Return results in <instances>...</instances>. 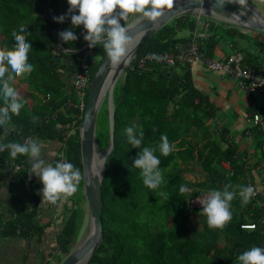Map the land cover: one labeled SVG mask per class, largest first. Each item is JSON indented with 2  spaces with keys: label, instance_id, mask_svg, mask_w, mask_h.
<instances>
[{
  "label": "trees",
  "instance_id": "1",
  "mask_svg": "<svg viewBox=\"0 0 264 264\" xmlns=\"http://www.w3.org/2000/svg\"><path fill=\"white\" fill-rule=\"evenodd\" d=\"M46 4L53 7V15L45 14ZM68 8V0H0V49H10L14 45L12 30L18 31L19 25L24 24L30 33H25L26 40L32 45L29 63L34 66L30 75L16 78L26 84V92L20 95L25 103L19 115L12 114L10 123L14 130L5 135L0 128V143H22L26 137L36 142L49 140L59 143L56 151L62 148L65 162L72 163L82 176L78 128L82 114L77 110H57L67 99L78 101L69 77L79 70L74 63L78 52L63 54L69 60L64 67L53 59L49 43L51 28L60 31L71 29L77 36L86 34L83 25L72 26L71 14L63 23L53 20L54 16L68 13ZM75 14H79L78 10ZM133 14H129L126 21L121 19V24L125 25ZM202 19L207 24L205 31L193 14L184 13L172 18L142 43L130 62L131 66L147 52L164 51L174 43L184 41L186 36L181 35L182 32L189 34L199 27L204 31L199 49L205 55L213 57L215 46L225 38L241 56L240 64L260 68L251 59L247 43L240 44V40L249 39L247 33L214 18L200 16L199 20ZM59 40L67 49L78 50L82 45L79 39L70 43L62 42L60 37ZM93 49L97 63L88 68L89 80L106 54L102 45ZM59 66L64 67L65 78L57 76ZM17 81L12 82L15 89ZM88 87L82 96L85 101ZM46 93H49V98L42 100L41 96ZM113 104V145L105 159L101 181L103 236L85 264H235L239 255L253 246L264 248V222L259 221L264 211L254 205L253 200L242 207L238 195V186H247L244 156L238 153L232 137H228L227 128L218 127L214 122L217 120L214 107L207 95L194 85L188 67L167 69L151 62L147 68H128L115 83ZM3 106L0 95V107ZM261 111L259 105L251 113ZM33 116L38 117L36 123L32 122ZM134 124L143 125L141 148L157 147L155 155L161 161L159 167L163 170L164 182L155 190L143 184L140 169L133 166L141 149L129 145L123 135V129ZM249 124L252 127L243 131L247 137L261 130V124ZM162 134H166L170 144L174 145L168 156L161 155L158 149ZM109 136L104 99L97 114L95 130L100 149L107 147ZM256 144L260 149L262 140ZM8 156V150L0 152V237H39L45 226L37 220L36 207L28 208L25 202L10 194L9 189L6 199L1 197L6 187L2 162ZM27 159L24 155L16 157L23 169L16 174L14 193L21 192L20 185L26 181L31 193L30 201L37 202L39 183L34 174L29 177ZM54 162L52 154L48 163L54 166ZM197 165L203 177L188 179L186 173L195 171ZM181 185L190 191L181 193ZM225 185H232L237 191L231 202L232 219L223 229L209 228L206 216L200 214V209L189 207L187 200L203 191H222ZM82 186L83 179L78 191L70 197L69 207H65L66 216L56 236L57 253L69 252L79 231L83 215ZM161 192L167 193L168 199L161 196ZM258 198L264 203L262 195L259 194ZM57 204L61 206L59 200ZM191 217H198V223L192 222ZM242 223H253L255 227L244 228L240 226ZM220 242L223 243L220 245ZM48 253L38 264H42Z\"/></svg>",
  "mask_w": 264,
  "mask_h": 264
},
{
  "label": "clouds",
  "instance_id": "2",
  "mask_svg": "<svg viewBox=\"0 0 264 264\" xmlns=\"http://www.w3.org/2000/svg\"><path fill=\"white\" fill-rule=\"evenodd\" d=\"M238 3L246 6L247 0H238ZM68 4V13L54 16L53 20L63 23L71 14L72 26L83 25L86 30L83 38L88 42L89 48L102 45L110 64L117 66L124 61L128 46L131 44L127 28L121 24V19L126 21L129 14L139 13L143 17L155 20L163 14L165 8L173 6V0H68ZM223 4L224 0H217L216 6L220 7ZM77 10L79 14H75ZM25 33H29L26 25H19V30L13 29L11 33L15 41L14 45L10 49H0V95H2L4 104L0 107V128L3 129L5 135L10 130H14V126L10 123L12 114L19 115L25 103L12 86V82L17 77H26L34 71L33 64L29 63V52L32 45L26 40ZM58 35L64 43L78 39L71 29L60 31ZM64 51L72 53L77 50L68 48ZM31 119L33 123H36L38 117L33 116ZM123 135L129 145L141 149L133 166L140 169L143 184L149 189H157L164 182L163 170L159 167L161 161L155 155L157 147L141 148L144 139L143 125L126 126L123 129ZM158 149L163 156H168L173 151L174 145L170 144L166 134L161 135ZM5 150L9 151L12 158L18 155L29 157L31 162L29 177L31 178L34 174L43 183V188L39 192L42 196L41 203L54 204L62 197L67 199L77 192L82 179L80 170L72 163L63 160L55 163L54 166L46 164L45 160L40 158L41 145L35 140L29 138L24 143H0V152ZM238 187V195L243 207L250 202L256 192L251 185ZM230 188L233 190H229ZM186 191V187L181 185L180 192ZM160 195L168 199L167 193L161 192ZM236 196L235 188L232 185H225L222 191L210 190L207 195L198 200L202 205L200 214L206 216L209 228L223 229L231 221V202ZM238 261L240 264H264V248L253 246L239 255ZM56 262L53 260L54 264Z\"/></svg>",
  "mask_w": 264,
  "mask_h": 264
},
{
  "label": "crops",
  "instance_id": "3",
  "mask_svg": "<svg viewBox=\"0 0 264 264\" xmlns=\"http://www.w3.org/2000/svg\"><path fill=\"white\" fill-rule=\"evenodd\" d=\"M253 4L258 10L264 14V0H247ZM213 18V17H211ZM215 19V18H214ZM216 20V19H215ZM242 32L247 33L248 40H240V44H246L247 50L251 53V59L264 70V33L260 31H247L239 28ZM187 32H182L181 35L187 36ZM235 48L231 46L229 40L222 38L221 41L215 46L213 50V58H222ZM255 58V59H254ZM179 69V67H178ZM189 73L193 80L194 85L200 89L208 100L212 103L215 111V117L218 127H226L228 130V137H232L237 144L238 153L244 156L245 168L247 174L249 173L252 179L256 182H260L264 177V155L261 148L257 146L256 142L260 139L264 145V125L261 126V130L258 129L257 133H253L252 137L246 136L243 131L247 127H252L246 120V117L259 106L261 101V94L257 91L250 94L237 88L235 80L222 74L220 72H213L205 68L199 62H195L188 66ZM252 131V130H251ZM253 132V131H252ZM37 143L41 145V159H51L52 154L55 153L59 143L49 140H37ZM29 164V170L31 169V162L28 157L26 160ZM227 167L226 163H223ZM23 169V168H22ZM3 170L5 176V188L2 191V199H6L8 189L11 190L10 194H14L19 200L25 202L28 208L32 206L36 207L37 220L44 224L41 236L32 238H19V237H0V264H38L41 257L50 251L56 244V236L62 228L64 218L66 216L65 207L70 205V197L59 200L61 206H57L52 203H41L42 196L37 195L36 201H30L31 193L28 188V184L25 181L20 185L21 192H15V186L11 183L10 170ZM186 176L190 180L201 179L200 167L197 165L195 171L186 173ZM38 180L39 192L43 188V183ZM260 195L264 197V186L260 190ZM35 202V203H34ZM192 222L198 223V217H191ZM223 242H220V245ZM59 254V253H58ZM58 255L52 256L53 260L57 259ZM235 264H240L238 259Z\"/></svg>",
  "mask_w": 264,
  "mask_h": 264
},
{
  "label": "water",
  "instance_id": "4",
  "mask_svg": "<svg viewBox=\"0 0 264 264\" xmlns=\"http://www.w3.org/2000/svg\"><path fill=\"white\" fill-rule=\"evenodd\" d=\"M217 0H173L171 8H165L163 14L155 20L141 14L131 18L124 26L131 38L124 61L117 66L110 64L105 54L89 82L87 98L79 125V145L82 164L83 195L87 203L88 229L83 238L67 252L58 264H85L95 251L103 236L101 224L102 196L101 181L105 159L112 148L113 136V88L119 78L128 71L131 60L136 56L142 43L172 18L184 14L210 16L229 25L264 33V14L247 1L246 6L238 0H224L220 7ZM106 99L108 110L109 142L102 150L96 137V119L98 111ZM100 173V175H99Z\"/></svg>",
  "mask_w": 264,
  "mask_h": 264
},
{
  "label": "built area",
  "instance_id": "5",
  "mask_svg": "<svg viewBox=\"0 0 264 264\" xmlns=\"http://www.w3.org/2000/svg\"><path fill=\"white\" fill-rule=\"evenodd\" d=\"M44 12L47 16H51L54 13V9L51 5L46 4L44 7ZM200 16H196L197 23L200 26L203 25L204 31L207 29V24L201 22L199 20ZM60 29L51 28V38H50V46L53 53V59L58 62V64H63L65 67L69 64V60L63 57V54L69 52L64 51L65 47L61 45L59 40V33ZM204 31L200 30L199 27L195 28L191 31L184 41L176 42L168 49L164 51H154V52H147L145 55L138 58L135 62L134 66L129 64V68H147V66L151 62H156L165 68H178L180 66L188 67L195 62H199L205 66L210 71L213 72H220L222 74L227 75L230 78L235 80L236 86L238 89L250 94L252 92H259L261 94V101L259 103L260 107H262L261 112H253L246 117L247 122L252 124H261L264 125V70L262 68L256 69L247 65L240 64L241 56L232 51L228 55L222 58H213L205 55L199 49V41L204 36ZM85 33L80 34L78 39L82 42V45L77 50L78 52V59L74 61L76 66L79 68L78 71L71 73L70 80L72 81L75 87V93L77 94L78 101H73L72 99H67L63 102L61 107H59L58 111H67L71 110V112H80L83 115L84 107H85V100L83 99L84 90L86 87L89 86V75H88V68L90 65H94L97 63V58L94 55V49L89 48L88 42L84 40L83 36ZM77 39V40H78ZM75 52V51H74ZM71 53V52H70ZM73 53V52H72ZM61 54V55H60ZM155 54V55H153ZM59 66L57 76L60 78L66 77V71ZM68 76V75H67ZM49 98V93L41 96L42 100H47ZM77 110V111H76ZM81 115V117H82ZM257 117L259 119L257 120ZM74 123V120L71 121V125ZM80 125V123H79ZM79 128V126H78ZM29 137H26L22 143L28 140ZM261 151L264 154V145L261 147ZM65 161L64 151L61 148L60 150L54 153V165L59 161ZM3 167L8 169L12 173L11 183L14 184L17 182V172L22 168V163L16 161V158H12L8 156L3 160ZM247 186L251 185L255 189L256 194L251 198L253 200L254 205L259 207L262 211H264V203L261 199L258 198L260 194L261 188L264 186V177L258 183L254 181L250 174L246 175ZM188 192L190 191L187 188ZM208 191H203L199 194L191 196L187 200V205L191 208H202V205L198 202V200L202 199L205 195H207ZM57 203V202H56ZM54 203V204H56ZM260 222H264V215H262L259 219ZM244 228H254L255 225L253 223H242L240 225ZM57 244L53 246L52 249L49 251V255L42 259V264H52L53 258L52 256L56 255L57 253Z\"/></svg>",
  "mask_w": 264,
  "mask_h": 264
},
{
  "label": "rangeland",
  "instance_id": "6",
  "mask_svg": "<svg viewBox=\"0 0 264 264\" xmlns=\"http://www.w3.org/2000/svg\"><path fill=\"white\" fill-rule=\"evenodd\" d=\"M192 14V13H191ZM139 13H134L131 18H134L136 16H138ZM194 15V14H193ZM197 16V15H195ZM203 16V15H201ZM209 18H211L210 16H207ZM130 18V19H131ZM130 21V20H129ZM201 22H204V20L202 19ZM14 81H17L16 79ZM26 84H23V83H20L19 81H17L16 83V91L19 93V96L24 94V92H26ZM78 191V190H77ZM81 192V204H82V209H83V215L81 217V224H80V228H79V231L76 235V239L75 241L72 243V248L77 244V242L84 237V235L86 234L87 232V229H88V211H87V203H86V200L85 198L83 197V190L80 191ZM82 214V213H81ZM65 254L62 253V252H59L57 259H55L54 261L56 262V264L59 262L58 259L62 260L64 258ZM54 264V263H53Z\"/></svg>",
  "mask_w": 264,
  "mask_h": 264
},
{
  "label": "bare ground",
  "instance_id": "7",
  "mask_svg": "<svg viewBox=\"0 0 264 264\" xmlns=\"http://www.w3.org/2000/svg\"><path fill=\"white\" fill-rule=\"evenodd\" d=\"M17 217V216H16Z\"/></svg>",
  "mask_w": 264,
  "mask_h": 264
}]
</instances>
